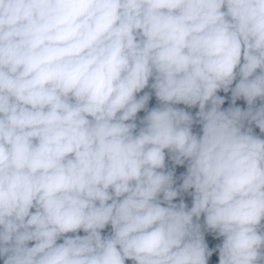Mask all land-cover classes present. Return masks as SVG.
<instances>
[{"label":"clouds","instance_id":"clouds-1","mask_svg":"<svg viewBox=\"0 0 264 264\" xmlns=\"http://www.w3.org/2000/svg\"><path fill=\"white\" fill-rule=\"evenodd\" d=\"M253 125L264 0H0L2 264H264Z\"/></svg>","mask_w":264,"mask_h":264},{"label":"trees","instance_id":"trees-1","mask_svg":"<svg viewBox=\"0 0 264 264\" xmlns=\"http://www.w3.org/2000/svg\"><path fill=\"white\" fill-rule=\"evenodd\" d=\"M147 90H148V89H145V90H143V91H147ZM140 94H142V93H140ZM138 95H139V94H138ZM217 95H220V96L225 97V99H224V103L221 105V108H225V107H227V106L229 105V103H230V92H229V93H224L223 91H219V92L217 93ZM156 103H157V102H156V100H155L154 95H153V96H150V99H149V102H148V107L150 108V107L154 106ZM235 105L241 107L242 109L246 107L245 102H244L242 99L237 100V101L235 102ZM177 107H185V106H184V105H177ZM185 110H186V111H190V112L193 113V115H194L195 112H196L198 109H197L196 107H193V108H191V109H188V108L185 107ZM143 115H144V112H143V110H142V111H140V112L137 113V118L139 119V118L142 117ZM137 122H138V120H137ZM199 127H200V126H199L198 124H195V123H194V124H193V129H192L193 132H195V133H199ZM166 163H170V162L167 161V156H166ZM184 171H185V167H184L183 165H177V166H175V173H174V176H175L176 178H178V177L180 176V174L183 173ZM176 182H177V184H179V183H180V180L177 179ZM190 191H191V190H190ZM181 198L184 200V202L186 203V205L190 206V203H191V197H190L188 194H186V193H185V194H181V196H178L177 198H175L173 202H174V203H178L179 200H180ZM202 220H203V217H201V222H202ZM109 231H110V226H106L105 229H103V230L101 231V234H102V235H105V234H107ZM77 234H78V235H83L84 233L81 231V232H78ZM69 235H71V234H69ZM205 241H206V243L208 244L209 248H212L215 244H218V243L220 242V238L215 237L214 234H212V233H210V232H205ZM217 256H218V253H217V252H213L212 256H210L208 260L215 259ZM0 264H2V260H0Z\"/></svg>","mask_w":264,"mask_h":264},{"label":"rangeland","instance_id":"rangeland-1","mask_svg":"<svg viewBox=\"0 0 264 264\" xmlns=\"http://www.w3.org/2000/svg\"><path fill=\"white\" fill-rule=\"evenodd\" d=\"M252 127H253V133L254 134L260 135L261 138H264V134H261L259 132V129L258 128H256L254 125ZM125 264H132V262L131 261H126ZM208 264H218V256L215 259L208 260Z\"/></svg>","mask_w":264,"mask_h":264}]
</instances>
